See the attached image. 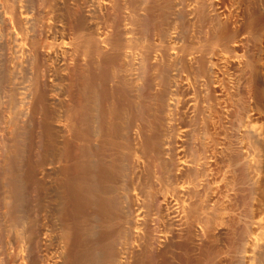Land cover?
<instances>
[{
	"label": "bare ground",
	"instance_id": "obj_1",
	"mask_svg": "<svg viewBox=\"0 0 264 264\" xmlns=\"http://www.w3.org/2000/svg\"><path fill=\"white\" fill-rule=\"evenodd\" d=\"M205 1L139 0L143 12H131L143 13L135 15L142 35L133 42L125 11L132 5L125 0H0V264H221L216 244L226 231L217 214L242 199L224 194L213 174L228 162L234 183L249 179L237 143L249 136L241 133L246 105L227 121L223 92L211 91L210 125L230 129L227 149L214 141L189 150L183 125L193 112L203 116L209 82L195 84L187 72L195 65L205 75L210 51L244 30L251 37L264 17L255 10L239 26L238 11L215 0L224 25L197 43L177 27L189 28L185 15L193 10L197 26H205ZM255 38L234 47L252 42L264 49ZM136 44L143 50L133 65ZM251 59L248 66L256 67ZM132 69L137 77L128 80ZM206 171L213 173L209 183L202 180ZM122 172L129 176L123 187ZM232 221L226 233L231 264H245L252 256H242V248L252 228Z\"/></svg>",
	"mask_w": 264,
	"mask_h": 264
},
{
	"label": "rangeland",
	"instance_id": "obj_2",
	"mask_svg": "<svg viewBox=\"0 0 264 264\" xmlns=\"http://www.w3.org/2000/svg\"><path fill=\"white\" fill-rule=\"evenodd\" d=\"M125 1L127 2L126 7L128 6V4L132 5V6H128L127 9L125 10L127 15H128V18H129V20L127 21V24H128L127 27L130 30L132 29L131 33L129 35H127V37L131 40H133L134 38L139 40L141 38V35H142V33H140L141 32L140 29H142V27H141L142 24H140L141 26H139L138 23L141 22L139 19L140 17L138 18L140 22H138V20H136L137 17H135V15L136 16L141 15V14H143V13H141L143 11L139 9V11H141L140 12L141 14L140 13L136 14V11H134V13H135L134 15H133V12H131V11H133V8H135L134 10H137L140 2H139V0H133V1L132 0H125ZM137 1H138V3H137ZM247 1H248V3H247ZM133 2H135V3H133ZM214 2H215V0H206L205 1L204 13L206 16V20H209L208 22L205 21V26H203L201 28L199 27V25L197 26L196 20L198 18V14L196 13V11L193 10L192 13H188L187 15H185L186 17H185L184 21L189 22V28L187 29V27H186L184 29V27L180 28L181 26L177 27V29L179 28L178 30H179L180 34L182 32H184V33L186 32L187 35L190 33V35H188V36L190 37L192 35L190 38L192 39L194 37L193 40H195V42L198 43L201 39L204 40L206 38H209V36L213 35L214 33L219 32L220 29L223 27L224 22L221 19H219L217 17L216 13L214 12L213 6H212L214 4ZM224 3L226 6H229V7L233 6L232 8H234L236 11H238L237 12V16H238L237 19H238V25L239 26H240V24H241V26L242 25L245 26V23L247 22L248 17H250V15H252V14L256 13V15L264 17L263 16L264 15V0H252V1H249V0H246V1H244V0H225ZM135 5H137V6H135ZM193 5L197 6V3H193ZM130 7H131V9H130ZM191 8L194 9V7H191ZM255 10H256V12H255ZM248 14H250V15H248ZM172 18H173V16H172ZM174 18H173L174 20H176V18L178 19V17H174ZM183 19L184 18H179L178 20H183ZM261 27L264 28V25ZM262 28H260L256 32H254L256 35L251 33V37H257V39L259 38L258 42H257V39L255 38V40H256L254 42L255 44H257V43L261 44L262 42H264V36L262 37V35H264V29H262ZM177 29L174 30L175 31L174 33H176L178 31ZM180 29L182 31H180ZM187 31H188V33H187ZM246 31L247 32H245V30H244L233 43L231 42L228 44H223L221 46H217L216 48H214L212 51L209 52V54L207 55V60H208L207 73L205 75H203V76L198 75V73L196 72L197 66H195V65L191 66V68L188 69L187 76H188V78L190 77L189 79L191 81H193V82L195 81L196 82V83L194 82L195 84H197V83L202 84L205 81H208L209 85L205 86L204 91L202 93L203 100L201 102V107L204 110L202 109L203 112L201 114L203 116L200 115V117L196 118L197 116L193 112L194 114L192 113V115H191L192 118L189 120L187 119V124L185 123L186 127H185V124L183 125V127H184V129L186 128L189 131V136H188V149L189 150H191L192 148L198 147L199 143L202 146L208 147L209 144L213 143L214 141H215L214 143L218 147H222L221 149L226 150L227 146H228V142H229V141H227V140H229V135L227 133L230 131V129L227 132L226 130L225 131L222 129L220 130L219 127H216L217 129L212 128L211 125L213 124L212 122H214V121H212V120H214V116H212L214 114V112L212 110V106L214 104V98L212 95H210V92L214 91V90H221L223 92L221 102L223 104L222 106H223L224 110H226L225 111V117H227V119H226L227 121L233 122L235 120L234 115H235L236 110L241 107L242 103H244V105H246V108H244V112L242 113V116H241L242 119L244 120L243 121L244 124H243V126H241V130H242L241 133H243V135L245 133V136H247L246 134H248L249 136H247V137L243 136V138H240V141H237V143H238V146L240 147V149L241 148L244 149L245 152L243 151V149H241L244 152L243 154H245L244 155L245 156L244 161L251 169L248 181H245L244 183H240V185L236 184L237 182L234 183L233 182L234 180L232 178V176H233L232 167L229 166L228 162H224L223 164L219 165V167L217 168L218 172H216L217 170L215 171L216 174H213L210 171L204 172L205 174H203L202 180H206V183H207L208 181H210L209 178L212 179V177H213L212 174L214 176H216L218 174V176H216V178H217L216 181H217L218 185L221 184L220 186H222L223 193L224 192L226 193V191H227L226 195H229L228 193H230L231 196H232V194H235L238 197L237 200H239V198L242 199V201H240V200L236 201L235 200V201H233L232 205H230L231 208L236 207L237 209L234 208V209L229 210L230 206H227V209H226L227 204L223 205L225 208L222 206L221 211L217 214V216L220 219V222L222 224L223 229L225 228V230H223V231H226V233L230 229L229 226L232 225V222H233L232 220L237 221V219H238V222L240 220L243 223H247L252 228L251 229L252 232L250 233L248 240L245 241L244 246L242 248V256H245V257H247L249 255L252 256L251 261H249L245 264H264V49L263 48L260 49L258 47V45L253 46L254 44L252 42L250 44V42H248V41L251 40V37L248 34L249 31L248 30H246ZM262 32H263V34H262ZM183 35H185V34H183ZM252 35H254V36H252ZM188 36H186V37H188ZM246 36H249V38H250L247 41L250 46H248V43H247V45H245V47L242 50L235 49V47H234L235 43L239 39H241L243 37L245 38ZM158 38H159V33L155 38V41H157L156 44H159ZM259 41H261V42H259ZM133 42H136V40ZM136 45H135L136 46L135 49H134L135 46H133V48L131 46L132 50L134 49L135 50L134 52L135 53L137 52L135 55V59H133V65L138 63V61L140 59L139 53L141 50H143L142 45H138V44H136ZM140 47L142 49H140ZM158 48H159V45H157L155 48L156 52L159 51ZM250 49L253 51L251 52ZM257 49H258V51H257ZM235 50H237V51H235ZM254 50L257 51L258 53L255 52ZM260 50H262V51H260ZM259 52H261V53L259 54ZM251 54H253V56ZM250 59L253 60V62L255 63L254 66H256V67L250 68L248 66V62L250 61ZM231 60L232 61L237 60L239 62L238 65L231 64ZM254 60H256L257 63ZM136 67L137 66H135V68ZM132 70L133 71H131V72L129 71L131 73V77H130V75L128 76L129 72L127 73L128 80L129 79L132 80L133 77H134V79L137 77L136 76L137 71L134 69H132ZM186 71L183 72L184 75H186L185 74ZM188 73L190 74V76ZM134 74L136 77L134 76ZM155 76H154L155 77L154 89H155V92H157V91H159V79H158L159 78V71H157ZM249 78H254V81H257L254 84L255 85L259 84V85H257V86L250 85L248 81H245ZM257 79L260 81V83ZM136 82H138V81L134 80V84L132 85V83H131V89H132L133 93H135V92L137 93V90H135V89H137V87L139 86V84ZM139 83H140V81H139ZM251 86L254 87L253 90H252ZM258 88L260 89V91ZM238 89H243V90L240 91ZM244 89H246V90H244ZM237 91L242 92V94H244V95H242V97H239L238 96L239 92H237ZM259 99H261V100H259ZM259 102H260V104H259ZM258 117H259V119H256ZM193 118H195V120ZM251 119H253V121ZM207 122L208 123L210 122V123L208 124ZM206 123H207L208 127L211 126L210 130L208 127L207 128L204 127V124H205V126H207ZM229 126H231V125H228V127ZM243 127H245L246 130H244ZM214 130H216V131H214ZM247 131H249V132H247ZM220 137H222V138H220ZM247 149H249V150H247ZM119 175H121V173H119ZM126 175H125V173L122 172V175L119 176V177L123 178V179L120 178L121 183L123 180H124V182H125V180H126V182H127V180L129 181V176L126 177ZM250 176H252V178H250ZM157 181L159 183V178ZM218 181H219V183H218ZM203 182H205V181H203ZM223 183H224V185H223ZM123 184L125 185L126 183H122L121 186ZM121 188L118 186L116 188L117 190L115 189L116 192H119V191L121 192V194L119 193L120 197L123 196V194H122L123 189H121ZM135 188H134V190H136ZM210 194H211V189H209V188L206 189L205 198L207 199V197ZM140 197H141V200L145 199L144 197L142 199V195ZM243 200L248 201L247 206L245 205V203H246L245 201H244V204H241V203H243ZM124 202H125L124 200H122V202L120 200V208L122 209V210L121 209L120 210L122 213L127 211V208H126L127 204H126V202L125 203ZM237 202H239V204ZM145 203H147V201ZM236 203L239 206H235V205H237ZM143 205H144V202H143ZM145 205H148V204H145ZM148 206H146V209L149 210ZM142 208L144 210H146L145 206H142ZM212 210H213V207H212V204H210L207 212L212 213ZM229 220H230V222H229ZM243 223H241V224H243ZM226 233L225 234L223 233L224 236L221 234V236H223V237H221V236L218 237L219 239L217 240V244H216V247L219 248L218 253L220 251L218 259L221 262V264H231V259H230V255H229L230 254V252H229L230 246L227 243L228 241H226L227 240ZM225 237H226V239H225ZM249 241H252L254 243V245L252 246ZM198 257H199V254L194 252L192 255V258L194 260H196Z\"/></svg>",
	"mask_w": 264,
	"mask_h": 264
}]
</instances>
